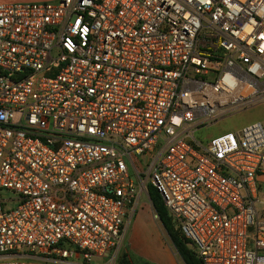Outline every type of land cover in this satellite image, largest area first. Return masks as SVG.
<instances>
[{
	"label": "built area",
	"instance_id": "obj_1",
	"mask_svg": "<svg viewBox=\"0 0 264 264\" xmlns=\"http://www.w3.org/2000/svg\"><path fill=\"white\" fill-rule=\"evenodd\" d=\"M259 105L264 0L0 2V264L118 252L148 180L202 264H264L263 123L197 138Z\"/></svg>",
	"mask_w": 264,
	"mask_h": 264
},
{
	"label": "rangeland",
	"instance_id": "obj_2",
	"mask_svg": "<svg viewBox=\"0 0 264 264\" xmlns=\"http://www.w3.org/2000/svg\"><path fill=\"white\" fill-rule=\"evenodd\" d=\"M15 2H26V1L24 0L13 1V3ZM256 122H262L264 125V105L254 106L249 109L235 113L233 115L227 116L223 118L222 120H220V122L217 123L216 125H213L209 127L208 129L206 128L202 130L200 133L197 134V138H199L202 142H204L203 139L205 140V142H209L211 139L215 137L221 136L229 132H238L242 130L245 126H248ZM140 160L142 161L143 166H138V168H140L142 172L141 175H142L143 181H146V178L151 176V173H150L151 171L147 166L150 163L146 165V161L143 160V157H141ZM135 177L137 179V185H136L137 190H138V193H140V190H143V187L142 185H140V182L136 174H135ZM149 183H151L150 180L147 181V185H146L147 188L144 189V192L140 196V202H139L137 214H135V216L128 222L125 241H124L123 246L120 248L118 252L112 253L102 259H95L91 264H119L120 259L124 255H128L129 257H132L133 264H140V262L143 261V259L140 258V256H138L137 254H135L131 248V244H132L131 242L133 238H136V243H138V245L142 244L140 240H144L143 235H144L145 227L144 226L142 228L138 227V225L140 226L146 225V220L140 217L141 215L146 214V213H142L143 211L150 213L151 222H153L159 229V236L162 238V240L164 241L166 245H170L173 248V251L176 253V257H178L176 259L179 260V261L177 260L176 264H185V262L182 260L179 253L173 246L165 228L163 227L159 219V216L153 206V203L151 202L149 198V193H148ZM10 195H11L10 193H6L4 197L9 198ZM11 208L12 207H9L8 209H11ZM139 214L141 215L139 216ZM148 237H150V235H148ZM164 256L165 255H163L162 260L165 259ZM26 261L28 264H67V263H62L59 261H46V260H43L42 258L31 259L30 257L27 258ZM69 263L70 264H83V261L81 259H77V260L74 259V260H70Z\"/></svg>",
	"mask_w": 264,
	"mask_h": 264
},
{
	"label": "crops",
	"instance_id": "obj_3",
	"mask_svg": "<svg viewBox=\"0 0 264 264\" xmlns=\"http://www.w3.org/2000/svg\"><path fill=\"white\" fill-rule=\"evenodd\" d=\"M13 1H16V0H0V2H3V3H13ZM24 1H26V2H53L54 3V2H57L58 0H24ZM142 213H146V214L141 215ZM142 213L139 214V216L141 215L140 217H142V218H144V220H146V225H142V226L138 225V227H141V228L143 226L145 227V231H144V235H143L144 240H140L142 242V244H140V245H138V243H136V238H133L132 242H131L132 243L131 244L132 251L135 254H137L138 256H140V258L143 259V261H141L140 264H176L177 260H178V259H176V258H178V257H176V253L173 251V248L170 245H166L164 243V241L162 240V238L159 236V229L157 228V226L153 222H151L150 213L146 212V211H143ZM135 214H137V211ZM134 216L135 215L129 216L127 221H126L125 236H126V230H127L128 222ZM148 235H150V237H148ZM134 237H135V235H134ZM124 241H125V239H124ZM163 255H165L164 260H162ZM22 257H23L22 260H24L25 262H27L26 259L29 257L31 259H34V258L38 259L39 258V257L31 255V254H25ZM95 259H102V258H95ZM91 263H89V264H91ZM67 264H70V263L67 262Z\"/></svg>",
	"mask_w": 264,
	"mask_h": 264
},
{
	"label": "trees",
	"instance_id": "obj_4",
	"mask_svg": "<svg viewBox=\"0 0 264 264\" xmlns=\"http://www.w3.org/2000/svg\"><path fill=\"white\" fill-rule=\"evenodd\" d=\"M148 193L163 227L185 264H202L193 250L189 248V241L175 229L161 195L151 183L148 184ZM119 264H133L132 257L124 255Z\"/></svg>",
	"mask_w": 264,
	"mask_h": 264
}]
</instances>
